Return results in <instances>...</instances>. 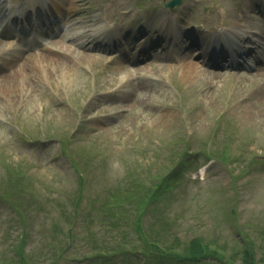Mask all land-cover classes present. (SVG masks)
<instances>
[{"label":"rangeland","instance_id":"1","mask_svg":"<svg viewBox=\"0 0 264 264\" xmlns=\"http://www.w3.org/2000/svg\"><path fill=\"white\" fill-rule=\"evenodd\" d=\"M167 1L64 2L72 23L70 31L83 27L81 31L92 35L100 18L104 22L103 30L109 24L115 27L109 31L120 38L127 33L129 38L138 37L130 53L147 41L146 34L139 35L138 31L152 34L154 30L153 34H157L161 29L163 36L162 25L169 24L170 19L171 25L178 29L181 24L188 30L202 25L209 30L207 34L212 33L211 25L221 23L229 27L230 33L241 32L238 35L242 40H255L259 35L264 42V13L254 7L264 0H181L178 6L165 9ZM9 2L14 9L23 7V10L35 3L45 7L50 4L44 0ZM180 32L184 33L182 29ZM185 38L181 36L177 50L168 43L163 51L166 45L163 40L152 49L153 57L134 65L125 60L119 62L116 52L84 51L66 41L77 51L75 61H69V51L63 56L69 59L66 62L41 57L46 73L40 76L19 73L8 75L6 82L0 80V196L8 188L9 178L5 186L8 173L17 171L12 173L15 178L23 179L25 185L35 187L48 200L52 194H60L57 191L64 197L70 194L66 203L71 205L80 190L77 184L80 178L79 170L70 166L69 157L81 168L88 163L86 158L95 160L93 154L99 151L101 155L96 160L104 167L106 176L114 179L124 177L126 172L136 174L133 169L136 167L144 177L148 174L142 169L148 166L144 164L146 161L158 160L162 167L171 162L170 155L174 162L178 153H184L187 145L184 139H188L200 152L193 155L194 163L186 158L181 168L183 178L174 183L175 175L171 180L174 184L165 192L171 197L169 202L163 206L166 198L156 201L155 210L145 215L146 221L151 223L164 212L168 221L176 223L171 228L181 231L178 233L182 238L191 234L213 238L217 244H226L216 245L221 246L225 255L239 246L230 245L229 238L233 236L252 239L254 249L262 245L264 51L249 55L250 59L255 54L262 55L260 61L248 67L250 70L215 68L207 66L205 58L192 54L194 49L187 46ZM5 40L7 48L0 51V60L1 56L5 57V67L7 59L19 52L38 50L31 38L23 43L8 35ZM12 49L17 53L11 54ZM49 52L59 55L54 49ZM78 52L82 57L77 56ZM190 63L194 66L189 67ZM62 65L69 72L74 70L72 76L63 74ZM16 67L23 66L18 62ZM21 71L25 70L21 68ZM61 145L66 146L65 150ZM206 146L216 156H203L201 149ZM224 151L226 159L221 158ZM167 166H163L166 172ZM30 179L34 180L32 185ZM104 182L107 181L94 173V196ZM155 182L159 180H152ZM13 187L17 191L15 199L0 200V264L20 263L18 255L23 250L18 243L20 219L33 222L27 219L32 212L30 205L28 213H24L32 195L19 185ZM18 196H22L23 206L17 204ZM35 203V213L46 217V232H53L49 225L57 212L49 219V201L46 208ZM34 224L41 228L40 222ZM82 245L77 242L69 249V255L83 257L88 250ZM23 255L26 261L32 257L27 252ZM174 260L169 263L173 264ZM68 264L102 263L80 258L79 262Z\"/></svg>","mask_w":264,"mask_h":264},{"label":"trees","instance_id":"2","mask_svg":"<svg viewBox=\"0 0 264 264\" xmlns=\"http://www.w3.org/2000/svg\"><path fill=\"white\" fill-rule=\"evenodd\" d=\"M202 151L203 156L207 158L216 156L209 148H203ZM93 155L95 160L86 158L85 162L88 163L81 168L71 159L74 169L79 170V186L89 179V175L96 167L102 168L96 160L99 155L97 153ZM221 158H227L225 151ZM144 164H148V167L152 169L157 165L155 171L157 170L159 174L149 172L147 176L142 177L126 172L121 179H115L113 186L105 185L93 198L92 210L88 215L78 210V196L71 205L66 203L70 194L64 198L56 196L50 199L52 205L48 209L49 214L53 216V212H57L60 217L59 220L55 218L50 226L54 228L53 232L48 233L44 230L42 237L39 236L37 240L39 244L35 251L25 250V239L31 226L20 219L22 230L18 233L20 240L18 243L19 245L21 243L23 250L22 254L18 255L19 264L79 262L77 256L68 255V246L75 238L82 241L84 250H89L83 258L102 264H143L139 262L140 259L146 264H170L169 262L173 259H175L173 264H264V227L261 231L262 245L258 244L254 249L252 245L255 244L252 239L243 235L240 238L233 236L229 238L230 245L239 246L233 247L230 254L225 255L221 246H216L226 245L225 243L217 244L215 239L202 234H191L181 238V235L173 233L174 230H170L173 223L163 216L164 212H160V217L148 223L145 215L155 210L156 201L164 198H166L163 201L164 204L169 201L170 198L165 195V192L170 187L169 182L174 179L176 171L174 167L172 169L169 167V171L162 174L163 172L160 171L162 167L156 160ZM134 170L137 173V169ZM130 172L133 173V171ZM152 179H157L159 182L152 183ZM15 181L16 178H13L10 184L12 185ZM12 191L11 189L10 193ZM31 194L37 195L36 192ZM29 205L30 203H27L26 211ZM85 210H88L87 207ZM79 213L81 216H78ZM78 217L79 223L84 221L83 228L78 229L76 225ZM121 246L122 248H119ZM23 252H27L29 257L32 256L29 261L25 260Z\"/></svg>","mask_w":264,"mask_h":264},{"label":"bare ground","instance_id":"3","mask_svg":"<svg viewBox=\"0 0 264 264\" xmlns=\"http://www.w3.org/2000/svg\"><path fill=\"white\" fill-rule=\"evenodd\" d=\"M24 14V13H23ZM161 18H163V15L161 16ZM5 35L3 32L0 33V51L1 50H4L6 48V43L7 41L5 40ZM85 36V35H84ZM84 36L82 38H84ZM61 46V45H64L65 48L61 47V49H65V50H69L71 52L70 54V60L67 59L66 57H63V55L59 56V55H55L54 53L52 52H49L51 51L52 49H54V52L57 50L55 49L56 46ZM111 44H109L108 46H110ZM45 46V49L42 51V50H37L35 52H30V53H26V54H22L21 57L17 58L18 60H15L14 58L11 59L12 61H9L7 63V69L3 72L0 73V80H3V81H7L6 78L8 77V75H17V74H23V73H26V74H30L33 75V76H40L42 75L43 73H46V71L44 69H42V66H41V57L43 58H50V60L52 61H67L69 60L70 62H73L72 60L74 59V55L76 56V49H71L69 46L65 45V44H59V41L55 42V41H47L46 44H44ZM111 47V46H110ZM56 53V52H55ZM196 52H194L195 54ZM58 54V53H56ZM33 55V56H32ZM38 56V57H37ZM77 56L79 57H82V55L80 54V52L77 53ZM260 58V57H259ZM4 57H2V62L0 65H3V63L5 62V60H3ZM26 59L24 62L23 60ZM20 62L21 65L23 67H21L22 69H24L25 71H21V68L19 67H16V64ZM23 62V63H22ZM73 64V63H72ZM189 67H192L194 66L193 63H190L188 64ZM5 66V65H4ZM3 66V67H4ZM11 66V67H10ZM15 66V67H14ZM10 67V68H9ZM12 68V69H11ZM62 68H63V74H65L66 72V76H72L71 74L74 73V70H71V68H69V70H71L70 72L68 71L67 67H65V65H62ZM11 69V71H10ZM24 79L20 82V83H23Z\"/></svg>","mask_w":264,"mask_h":264}]
</instances>
